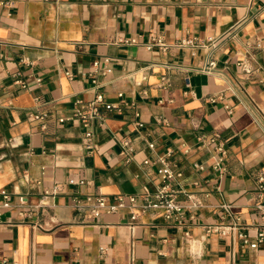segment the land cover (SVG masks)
I'll use <instances>...</instances> for the list:
<instances>
[{"label":"crops","instance_id":"1","mask_svg":"<svg viewBox=\"0 0 264 264\" xmlns=\"http://www.w3.org/2000/svg\"><path fill=\"white\" fill-rule=\"evenodd\" d=\"M151 33L199 45L148 49ZM96 92L117 107L101 108L88 149L84 127L57 117ZM38 112L50 117L33 120ZM164 168L180 174L177 218L139 207ZM263 175L264 0H0V190L41 204L3 210L0 264H264V244L203 228L228 204L255 237ZM87 194L138 203L79 215L75 198Z\"/></svg>","mask_w":264,"mask_h":264},{"label":"built area","instance_id":"2","mask_svg":"<svg viewBox=\"0 0 264 264\" xmlns=\"http://www.w3.org/2000/svg\"><path fill=\"white\" fill-rule=\"evenodd\" d=\"M125 43L134 44L137 43L136 38H129L122 40ZM199 45L195 39H181L173 44L166 42L165 38L160 34H150V41L147 45L148 49L157 47L159 50L166 52L171 47L175 48H185L188 46ZM167 67H172L167 65ZM216 67L215 60L209 61V63L201 69L203 72L211 73ZM103 73L101 66V61L97 60L93 63L92 69L89 72V76L92 82V88L98 89L101 84L98 80V76ZM69 77H72L71 73H67ZM162 81L167 83V78L163 77ZM22 87H26L24 81L20 79L17 80ZM122 96V94H119ZM105 107L107 109H113L117 106L105 101L103 93L96 92L95 97L88 101H77L74 107L70 110L69 114L66 116H58L57 120L61 123L65 121H77L85 129V137L88 141L86 147L92 149L91 141L94 136L92 129V123L94 121L102 122L103 116L101 114V108ZM33 120L43 121L50 117L48 112H38L32 114ZM139 127H143L142 122H138ZM215 141V139H211ZM122 154L131 158L134 148L128 140L122 141ZM154 145L150 144L152 148ZM145 163H149L148 160ZM180 174H175L171 170L164 168L161 171V183L157 186L154 192L145 190V192L140 196L142 203L139 205L142 212L148 210H153L158 214H161L166 219H171L173 217H180L184 211L185 206L181 204L178 200L179 191L173 186V179ZM261 196H264V175L259 178ZM80 183H84L81 180ZM50 195L49 192H45L44 197ZM138 203V197L135 195H130L128 197L118 195L114 197L113 200H107L102 194H87L83 198H75L74 208L79 215H91L95 218L100 217L102 214H113L120 212L124 209L130 208ZM41 204H31L25 195H18L16 200H12L10 193L6 190H0V223H2L1 216L4 209L16 208L20 210V214L24 216L27 214V210L33 207H39ZM224 208L225 214L222 216V221L216 223H208L204 225V231L207 235L217 234L220 237H230L232 240H239L243 247H248L250 249H258L264 244V223L256 226V235L252 237L249 233V226L244 224L242 218L234 213L230 209V205L225 204L222 206ZM264 207V205H260ZM132 220L137 219V214L132 213ZM185 236L190 238V232L186 231ZM5 264H18L17 262H7ZM131 264H136L132 262Z\"/></svg>","mask_w":264,"mask_h":264}]
</instances>
